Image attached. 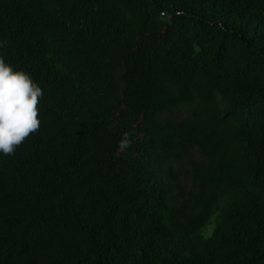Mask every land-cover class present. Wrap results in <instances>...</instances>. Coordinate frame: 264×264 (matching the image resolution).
<instances>
[{"label":"trees","instance_id":"16d2710c","mask_svg":"<svg viewBox=\"0 0 264 264\" xmlns=\"http://www.w3.org/2000/svg\"><path fill=\"white\" fill-rule=\"evenodd\" d=\"M0 43L43 90L0 264H264V0H0Z\"/></svg>","mask_w":264,"mask_h":264},{"label":"clouds","instance_id":"9594fccd","mask_svg":"<svg viewBox=\"0 0 264 264\" xmlns=\"http://www.w3.org/2000/svg\"><path fill=\"white\" fill-rule=\"evenodd\" d=\"M42 98L43 90L30 75L14 71L0 57V153L13 155L17 147L39 131L38 104ZM128 143L125 137L120 147Z\"/></svg>","mask_w":264,"mask_h":264}]
</instances>
